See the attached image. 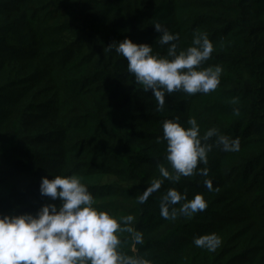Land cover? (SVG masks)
<instances>
[{
  "label": "trees",
  "instance_id": "1",
  "mask_svg": "<svg viewBox=\"0 0 264 264\" xmlns=\"http://www.w3.org/2000/svg\"><path fill=\"white\" fill-rule=\"evenodd\" d=\"M178 34L177 51L193 33L213 43L201 68H223L214 92L166 96L163 111L108 46L125 38L167 55L154 25ZM233 101H236L235 103ZM239 109V115L234 109ZM195 118L200 135L215 128L239 138L224 152L212 140L208 163L178 183L163 180L144 204L138 197L174 172L162 123ZM208 169V175L199 174ZM77 174L96 207L119 218L131 214L143 244L124 233L122 251L152 264H264V0H0V214L35 215L45 203L41 177ZM211 180L213 190L205 187ZM169 188L207 208L165 220ZM215 234L214 250L194 245Z\"/></svg>",
  "mask_w": 264,
  "mask_h": 264
},
{
  "label": "clouds",
  "instance_id": "2",
  "mask_svg": "<svg viewBox=\"0 0 264 264\" xmlns=\"http://www.w3.org/2000/svg\"><path fill=\"white\" fill-rule=\"evenodd\" d=\"M160 33L159 44L167 45V55L153 54L152 45L134 43L128 38L114 42L107 48L127 60V70L145 92L151 91L157 111H163L166 96L183 92L189 96L197 93L214 92L221 83L223 68L219 65L201 68L211 59L213 43L206 33L195 31L192 46L177 51L178 34L163 28L159 22L154 25ZM234 103L236 101H233ZM239 115V109L233 110ZM187 127L178 119L164 120L162 137L157 143L166 142V157L174 172L164 165H158L160 177L155 179L142 194L138 202L144 204L149 196L160 190L163 180L178 183L181 177H190L198 165L208 163V153L213 143L224 152L240 150L239 138L220 134L217 129L207 130L203 137L195 118L187 120ZM199 174L208 175V169H200ZM41 177L39 193L59 203L41 205L35 215L0 214V264H152L140 255L123 252L121 236L131 235L135 244H143L142 232L133 227L134 217L129 214L119 218L106 210L98 209L96 201L82 178L71 175ZM205 187L213 190L211 180H205ZM184 201L179 212L190 217L207 208L202 193L191 200L186 193L169 188L161 197L160 215L165 220L175 219V205ZM197 247L214 250L220 244L215 234L196 237Z\"/></svg>",
  "mask_w": 264,
  "mask_h": 264
},
{
  "label": "water",
  "instance_id": "3",
  "mask_svg": "<svg viewBox=\"0 0 264 264\" xmlns=\"http://www.w3.org/2000/svg\"><path fill=\"white\" fill-rule=\"evenodd\" d=\"M135 253V255H137V253L136 252H134Z\"/></svg>",
  "mask_w": 264,
  "mask_h": 264
}]
</instances>
